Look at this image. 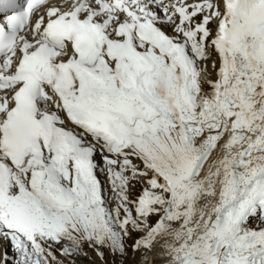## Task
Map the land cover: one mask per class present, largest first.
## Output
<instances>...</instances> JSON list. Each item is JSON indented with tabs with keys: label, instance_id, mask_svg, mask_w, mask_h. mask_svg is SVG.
Wrapping results in <instances>:
<instances>
[{
	"label": "snow or ice",
	"instance_id": "snow-or-ice-1",
	"mask_svg": "<svg viewBox=\"0 0 264 264\" xmlns=\"http://www.w3.org/2000/svg\"><path fill=\"white\" fill-rule=\"evenodd\" d=\"M264 264V0H0V264Z\"/></svg>",
	"mask_w": 264,
	"mask_h": 264
},
{
	"label": "rangeland",
	"instance_id": "rangeland-1",
	"mask_svg": "<svg viewBox=\"0 0 264 264\" xmlns=\"http://www.w3.org/2000/svg\"><path fill=\"white\" fill-rule=\"evenodd\" d=\"M89 255L92 257V260L95 261V264H100L99 261H96L95 256L91 253V250H89ZM85 264H87V262H85Z\"/></svg>",
	"mask_w": 264,
	"mask_h": 264
}]
</instances>
